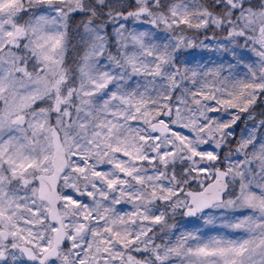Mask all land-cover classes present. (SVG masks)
I'll return each instance as SVG.
<instances>
[{
  "label": "snow or ice",
  "instance_id": "obj_1",
  "mask_svg": "<svg viewBox=\"0 0 264 264\" xmlns=\"http://www.w3.org/2000/svg\"><path fill=\"white\" fill-rule=\"evenodd\" d=\"M0 264H264V0H0Z\"/></svg>",
  "mask_w": 264,
  "mask_h": 264
}]
</instances>
